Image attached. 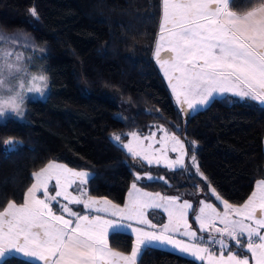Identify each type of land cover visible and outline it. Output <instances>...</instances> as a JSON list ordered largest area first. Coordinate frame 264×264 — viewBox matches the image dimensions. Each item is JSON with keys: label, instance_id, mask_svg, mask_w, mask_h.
<instances>
[{"label": "trees", "instance_id": "obj_1", "mask_svg": "<svg viewBox=\"0 0 264 264\" xmlns=\"http://www.w3.org/2000/svg\"><path fill=\"white\" fill-rule=\"evenodd\" d=\"M161 3L0 0V29L34 38V51L48 78L46 95L25 101L23 119L9 116L0 122V211L10 200L23 202L34 181L31 174L49 161L93 174L86 185L89 195L117 205L124 203L136 174L163 176L165 180L139 185L151 192L188 196L193 227L200 201L223 208L211 188L240 206L256 181L264 179V106L226 94L184 117L175 103L154 59ZM252 6L240 0L233 10L243 12ZM154 124L184 143L187 171L140 162L111 139L119 134L125 143L129 132L144 135ZM8 140L20 145L6 157ZM193 154L201 177L191 170ZM108 240L113 250L123 253L133 246L126 233H112ZM0 264L32 262L13 255ZM142 264L198 263L157 248L144 254Z\"/></svg>", "mask_w": 264, "mask_h": 264}, {"label": "snow or ice", "instance_id": "obj_2", "mask_svg": "<svg viewBox=\"0 0 264 264\" xmlns=\"http://www.w3.org/2000/svg\"><path fill=\"white\" fill-rule=\"evenodd\" d=\"M243 2L253 6L238 12L233 7H238L240 0H162L154 55L182 109L185 105L189 110L207 107L226 94L264 106V0ZM30 11L33 17L37 16L35 9ZM5 44L9 45L7 49ZM34 44V38L20 34L5 36L0 32V117L6 113L22 117L26 94L43 95L48 87L45 72L29 71L17 50ZM162 52L168 55L162 57ZM161 131L165 135L155 141L161 145L155 151L152 142L144 143L154 141L155 133L151 137L130 133L132 139L128 143H122L119 134H113L111 139L134 159L149 165L164 162L169 169L187 171L184 143L166 130ZM169 142L170 150L178 153L175 159L167 155ZM4 143L6 157L19 150V141ZM190 160L196 173L203 176L195 154ZM30 178L34 183L24 194L23 202L10 200L0 211V259L15 253L29 258L32 264H142L147 251L169 246L174 253L191 256L201 264H250V261L264 264V179L256 181L255 190L240 206L224 200L211 188L223 211H218L212 203L200 201L194 219L200 232L209 233L205 240L189 223L192 204L187 200L179 203L177 196L144 192L133 183L128 202L121 208L110 200L89 195L86 185L94 179L93 174L56 161H49ZM141 178L136 176L137 180ZM147 179L154 178L148 175ZM50 184L54 195L50 194ZM37 193H42L43 198ZM58 197L67 203H61ZM72 204L83 205L84 213L74 211L69 206ZM145 208H163L168 223L158 231L132 228L136 235L131 253L113 250L109 246V229L116 234L121 226L99 213L135 220L156 229L157 225L145 217ZM178 236L186 237L187 241Z\"/></svg>", "mask_w": 264, "mask_h": 264}, {"label": "rangeland", "instance_id": "obj_3", "mask_svg": "<svg viewBox=\"0 0 264 264\" xmlns=\"http://www.w3.org/2000/svg\"><path fill=\"white\" fill-rule=\"evenodd\" d=\"M0 32L4 33L5 36L15 35V34L6 33L4 31H2L1 29H0ZM20 35L25 36L23 34H20ZM4 47L7 49L9 47V45L5 44ZM17 50L22 53V55L24 57V63L26 65H28L29 71H31L33 74H38V73H40L42 71L41 70V67H40V64H39L38 54L34 51V47H31V48L18 47ZM154 59H155V56H154ZM47 83H48V81H47ZM167 84H168V81H167ZM46 92H47V89H45L43 95H41L40 93H27L26 94L25 101L27 99L43 98L46 95ZM173 99H174L175 103L178 105V107L180 108V110H181L182 114L184 115V117H188L193 112H195V111H197L199 109L204 108V107H198L196 110H189V109H187V107L185 105V106H183V109H182V106L176 102V99H175V96L174 95H173ZM24 111H25V104H24ZM9 116H13V117H17V118L23 119V116L22 117H19L15 113H6L4 117H0V122H3ZM161 129L166 130L167 133L170 134V135H174V134L170 133L164 126L154 124L152 126L151 130L148 133H146V135H141V134H139V133H137L135 131L129 132L128 133V137L129 138H128V140L125 143H128L132 139L130 133L135 132L138 135H140L141 137H151L152 134L155 133L154 141H149V140H145L144 141L145 145H147L149 142H152L153 143V151H155V150L161 148V145L159 143H156L155 141H159L165 135V132L164 131H161ZM170 149H171V142H169V145H168L167 155H168L169 159H175L178 156V153H174ZM124 150L127 152L126 149H124ZM136 160L148 164L146 161L141 160L139 158H136ZM185 162H186V156H185ZM190 164H191V160H190ZM150 166L160 167V168L166 169L167 171H175V170H178L179 169V168L169 169L165 165L164 162H161L160 164L153 163ZM191 170H192L193 173H195L196 175H198V176L201 177V175H199L198 173H196V169L194 167L191 166ZM137 175H140L142 177L140 180H137L136 179L133 182V183H136L137 187H140L139 181L165 180V178L163 176H157V175H153V174H149V173H147V174H136V176ZM148 175H151L154 179H152V180L147 179V176ZM130 190H131V187H130ZM157 193H159V192H157ZM160 195L161 196H165V197L177 196V197L180 198L179 201H178L179 203H183L185 200H187L189 203H191L190 200H189V198H188V196H186L184 193H172V194H169V195L164 194V193H160ZM154 209H158L159 213L154 212V211H149V214H151V216H149V220L152 223H154V224H156L158 226H162L163 224H167L168 223V214L163 210V208H154ZM190 211H191V209H189V212H188V220H189ZM162 217L164 218V222H162V219H161ZM189 223L191 224L190 220H189Z\"/></svg>", "mask_w": 264, "mask_h": 264}, {"label": "crops", "instance_id": "obj_4", "mask_svg": "<svg viewBox=\"0 0 264 264\" xmlns=\"http://www.w3.org/2000/svg\"><path fill=\"white\" fill-rule=\"evenodd\" d=\"M162 19V18H161ZM157 39V38H156ZM154 52H155V45H154ZM161 55H162V57H164V56H167L168 54L167 53H165V52H162L161 53ZM155 56V55H154ZM155 61H156V59H155ZM157 63V62H156ZM157 66L159 67V65L157 64ZM159 69H160V67H159ZM160 71H161V73H162V75H163V71L160 69ZM163 77H164V75H163ZM164 79H165V81L167 82V80H166V78L164 77ZM229 95H231V94H229ZM218 97H220V96H218ZM144 135H146V134H144ZM263 150H264V140H263ZM33 183H34V181H33ZM52 184H54V181L52 182ZM52 184H50V186H49V190H50V194H55L54 193V191H53V189H52ZM256 184V183H255ZM139 186V185H138ZM138 188H140L142 191H144V192H149L148 190H146L145 188H142L141 186L140 187H138ZM255 190V185H254V188H253V191ZM69 191H73V189H69ZM129 191H130V189H129ZM129 191L127 192V195H126V198H125V201H124V203L122 204V205H119L121 208H123V206L128 202V193H129ZM252 191V192H253ZM151 192V191H150ZM149 192V193H150ZM151 193H157V192H151ZM160 193V192H159ZM73 194H77V193H73ZM37 195L38 196H40L41 198H43L42 197V193H37ZM61 203H67L66 201H63V198H61V197H58L57 198ZM97 199H103V198H97ZM203 201V200H202ZM204 202H206V201H204ZM207 203V202H206ZM74 211H80L81 212V214H83L84 213V209H83V205H75V204H72V205H69ZM57 205H55L54 204V210H57ZM201 207V203L199 202V205H198V208H197V211L195 212V214H194V217L193 218H195V215H197L198 214V211H199V208ZM218 211H223V208L222 209H217ZM149 211H154V212H157V213H159V211H158V209H154V208H145L144 209V214H145V217L149 220V216H151V214H149ZM97 213H90V215H96ZM99 215H101L103 218H105V219H111V220H113V221H115V222H117V224L118 225H120L121 227H120V231L119 232H121V233H126V234H129V235H131L132 236V238H133V245L135 244V233L134 232H132V228H143L145 231H158L159 229H160V227L161 226H158L157 225V228L156 229H150V228H148L147 227V225H143V224H138L135 220H126V219H122L121 217H119V216H117V217H113V216H111L110 214H105V213H99ZM65 217L66 218H68L67 217V214H65ZM162 219V222H164V218L162 217L161 218ZM194 220V227H193V229L194 230H196L197 231V234H198V236H203L204 238H205V240H207L208 239V236H209V233L208 232H200L199 231V225H198V223L197 222H195V219H193ZM128 225H131V227H128ZM217 226L218 227H220L221 225H219V224H217ZM112 234V230L111 229H109V236ZM109 236H108V238H109ZM178 239H184L185 241H187V238L186 237H177ZM133 247V246H132ZM158 249H163V250H166V251H169V252H171V253H174L173 252V250L171 249V247H169V246H163V247H159ZM217 250H218V246H217ZM131 253V251L129 252V253H125V254H130ZM174 254H176V255H179V256H182V257H185V258H187V259H190V260H192V261H195L196 263H198V264H201V261H199V260H195L193 257H191V256H187V255H181V254H179L178 252H176V253H174ZM225 254H227V253H225ZM14 256H19V257H22V258H24V259H26V260H29V258H26V257H24L22 254H13ZM13 255H11V256H13ZM249 256H250V254H248ZM6 257H8V255L6 254V256H5V258ZM3 259H0V262L2 261ZM30 261V260H29ZM37 264H43V262H36ZM250 264H254V262H251L250 261Z\"/></svg>", "mask_w": 264, "mask_h": 264}]
</instances>
